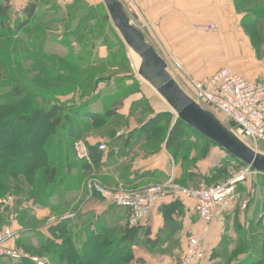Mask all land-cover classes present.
<instances>
[{
	"label": "rangeland",
	"instance_id": "rangeland-1",
	"mask_svg": "<svg viewBox=\"0 0 264 264\" xmlns=\"http://www.w3.org/2000/svg\"><path fill=\"white\" fill-rule=\"evenodd\" d=\"M27 1L26 6L19 9V12L17 11L18 15L6 5L11 30L17 28L19 20L26 19L23 11L30 6L32 0ZM75 1L72 8L64 9L61 8L62 4L61 7L59 6L58 0H37L38 10L36 18L32 20L29 27L31 31L27 32L23 29L19 33L10 32L8 34L6 30L0 40V132L8 124L13 125L15 120L26 117V120L20 122L23 138L27 129L32 130V134L36 136L34 142L36 161L31 171L29 169L26 173L22 171L23 173L18 174L7 166L0 168V231L11 229L18 231L19 234L16 239L8 242L6 247L10 248L12 254L21 255L23 259L20 261L22 262L32 258L45 264H90L89 260L83 261L85 258L64 261V258H60L58 254L43 251L41 247L48 244L47 237L53 236L62 241L59 235L54 236L52 226L65 221H69L67 224L73 226L79 215H85L87 210L110 205L103 197L105 194H128L149 185H164L170 177L173 178L172 184L176 187L201 190L226 185L244 175V179L238 183L244 189L241 187L243 190L241 191L240 188V192L237 189V197L234 198L229 208L243 212L242 214L247 218L250 209L247 203L251 202V193L260 194L257 178L261 175L253 176L247 173L245 165L233 162L231 159L221 163L220 157L216 155L217 151L212 154V147L209 148L205 141L188 130L183 132L185 149L178 153L167 150L166 144H161L158 148L152 145L151 138H146L145 131L150 127V120L146 119L148 115L155 112V108L163 112H171L169 119L165 122L170 130L177 123V115L160 97L155 96L152 100L146 99V86L155 89L138 74V66L142 63L141 57L132 51L120 36L104 1L100 0L96 5ZM93 1L96 3L99 0ZM119 1L129 21L146 40V29H148L146 0ZM235 1L238 15L244 18L242 21L244 32L242 33H244V38L247 37L245 41L238 31V19L235 20V10L231 0L214 2L216 22L213 24L218 25L215 32L202 31L201 28L206 24L194 27L199 30L200 37L219 44V53L216 52L212 56L217 62L215 64L233 58L238 66L246 65L254 62V52L259 58L264 52V0ZM89 14L90 17H87ZM223 20L230 24H223ZM224 30L228 37L231 36V56L229 58L221 54L222 37L219 38L218 35H223ZM153 35L154 39L151 41L160 50L162 48L166 51L164 41L159 39L158 34ZM170 52L174 53L171 47L170 51L165 54H171ZM162 58L168 65L169 73L178 83H182L184 91H188V95L195 100L191 87L189 86L191 91L186 87V80L189 82L187 78L189 73L183 71L175 73L172 70L176 64L172 55H165ZM176 60L180 61L182 67L190 72V69L185 66L186 62L177 57ZM182 79L184 80L181 81ZM199 79L204 80L205 78ZM138 95L143 98L135 100ZM198 104L213 113L229 130H234V123L225 118L223 114L203 102ZM52 106L61 108L65 125L60 129L61 133L54 134V136L50 133L49 123L34 125L31 119H28V116H32L35 112ZM103 108L115 112L116 116L111 119L104 117ZM80 110H86V112L82 114ZM95 112L101 113L102 116L96 117ZM92 113L94 116H90ZM67 115H70L71 119L66 126L65 117ZM0 138L7 142L9 136L3 131ZM21 141L24 140L16 137L10 149L18 147ZM243 141L255 151L264 154V144H259L256 149L251 141ZM67 142L71 143L69 144L71 148L73 147L74 152H72L71 159L74 162L84 158L87 160L88 146H93L92 144L95 143L103 152L104 158L109 157L110 159L111 164L107 167L109 172H101L102 167L94 166L93 173L88 176L76 169L72 176L64 179V183L56 186L53 192L51 188H47L44 192L38 191L37 188L41 186H37L36 182L41 176V170L50 161L54 165L62 163L59 157L61 159L63 152L67 149ZM160 153H165L167 156L169 177L161 180L147 179L141 183L129 179L134 167L148 160L157 159ZM13 156L16 157L13 154L6 155L4 162L7 163ZM73 179H76V183ZM68 184L73 187L66 191ZM31 192L38 193L36 200L30 196ZM46 196H50L49 201L46 200ZM159 203L153 207L151 212L157 208L161 209ZM109 208L106 221L110 220L111 215H115L119 225L115 229L117 231L127 229L129 211L113 206ZM34 210L39 215H34ZM88 219L92 220L93 217ZM179 229L181 230V227ZM73 230V240L81 244L80 241L83 240L81 231L74 228ZM249 231L251 232L252 229L250 228ZM237 233L239 238L236 236L235 239L242 241L241 238L244 236L240 237L239 230ZM191 237L200 236L195 233L189 235L186 233L183 247L182 243L177 240L172 242L171 247L177 252L178 264H184ZM245 237L251 238V236ZM231 245L232 241H227L222 251L224 252V249ZM179 247H181L180 251ZM203 247H205L204 242ZM136 250L143 256L146 255V245H137L133 253ZM238 252L239 249L236 250L235 255H238ZM154 257L156 260L159 258L157 254H154ZM262 257L264 259V254L259 258ZM1 260L8 263L19 262L13 257H3Z\"/></svg>",
	"mask_w": 264,
	"mask_h": 264
},
{
	"label": "crops",
	"instance_id": "crops-1",
	"mask_svg": "<svg viewBox=\"0 0 264 264\" xmlns=\"http://www.w3.org/2000/svg\"><path fill=\"white\" fill-rule=\"evenodd\" d=\"M79 1H84L88 5H96L100 2V0L96 3L93 0ZM215 1L216 0H146V26H148V29H146V42L154 47L161 57L172 55L175 59L174 62L176 64L179 63L178 65L180 66L179 67L175 64V68V66L171 65L173 66L172 70L175 73L180 71L189 73L187 78L192 77L200 80L199 78L212 76L220 69L229 68L234 73L242 75L247 79L263 81L264 52L260 58L258 57V54L254 52V62L247 63L246 65L242 64L238 66L232 57L230 60L215 64L217 62H215L212 56L215 55L216 52L219 53V44H216L209 39H205V37H200L199 30L194 28L200 24L208 25L216 22L213 9ZM231 1L235 10V13L233 12L236 15L235 20L238 19V31L241 33V38L243 39L244 33L242 32H244V30L242 28V21L244 18L238 15L237 6L235 4L236 1ZM0 3H3L5 6L8 5L14 10V14L17 13L18 15V10L25 7L28 1L0 0ZM58 3L59 6L61 4L63 5V7L60 6L61 8L67 9L72 8L76 1L58 0ZM49 6H47V8ZM226 23L230 24V22L223 20V24ZM234 24L236 25L235 21ZM225 31L226 30H224L223 35H218V37H222L221 54L229 58L231 56V36L228 37V34L225 33ZM154 33L159 35V39L162 42L164 41L166 51H163L164 49L162 48L160 50L157 45L151 41L154 39ZM246 38L247 37L245 36L244 41ZM170 47L174 50V55L171 52V54H165L170 51ZM175 56L186 62L185 66L190 69V72H188L185 67H182L181 62L176 60ZM199 75L201 77H199ZM183 80L184 79L181 81ZM178 84H180L184 90L182 83ZM186 87L190 90L187 80ZM151 89L146 86L147 100L155 99V96L163 99L156 90ZM186 93L188 94V91ZM135 98V100H139L143 98V96L138 95ZM154 111L155 112L148 115L146 118L148 121L163 112L156 108ZM92 145L94 146L95 143ZM215 151H217L216 155L220 157L221 163L228 161L227 159H231V157L221 148H212V154H214ZM156 158L157 159L148 160L146 163L134 167L133 171L130 173L131 177L129 179L141 183L147 179L154 180L153 178H158L161 180L169 177L170 173L168 172L167 156H165V153L158 154ZM113 162L114 160L112 163ZM103 164L101 172H109L107 168L111 164L109 157L103 158ZM257 179L259 180L260 194L253 195L254 192L251 193V202L247 203V207L250 205L247 218L246 216L244 217V214H242L243 212H237L230 207L224 213L223 217L210 225L207 230H205V225L202 223L198 215L196 203L193 200L187 198L183 199V201L179 203V208L171 210L170 212L166 211L165 208L175 204L174 200L171 197L162 200L159 203L161 209L157 208L150 212L148 217L149 226L146 228V235H143L141 243L139 244L140 246L146 245V255L143 256L141 252L136 250L134 253V263L178 264L176 259L177 252L171 247L172 242L177 240L182 243L183 247L185 245V234L187 233L189 235L195 233L198 234L205 243L207 259L203 264H264L263 257L259 258L264 254V175H261V177ZM238 187L237 189L240 192L242 186L238 185ZM242 188L244 189V187ZM242 188L241 191L243 190ZM92 212L99 217L109 215V211L105 209V205L92 210L89 209L85 214ZM33 214L39 215L36 210H34ZM167 217L170 219V222H168ZM180 227L182 232L179 229ZM250 228L252 231L248 232ZM238 230L241 232L240 237L244 236L241 238L242 241L235 239L236 236H238ZM245 236H251V238L247 239ZM229 240L232 241V245L225 248L223 252L222 248ZM237 249H239V252L238 255H235ZM180 250L181 247H179V251ZM171 251L173 252L169 253ZM154 254L159 256L158 260H156Z\"/></svg>",
	"mask_w": 264,
	"mask_h": 264
},
{
	"label": "trees",
	"instance_id": "trees-1",
	"mask_svg": "<svg viewBox=\"0 0 264 264\" xmlns=\"http://www.w3.org/2000/svg\"><path fill=\"white\" fill-rule=\"evenodd\" d=\"M37 10L38 2L37 0H32L30 6L25 8L23 11L25 15L24 17H26V19L22 21L19 20L17 28L15 30H11V28L9 27L10 16L8 7H5L3 3H0V40L5 35L4 31L6 30L8 31V34L10 32H13V34L19 33L23 29L28 32L32 20L36 18ZM87 17H90V14L87 15ZM30 31L31 30H29V32ZM80 111L82 114L86 112V110ZM103 112L105 113L104 117L107 116L109 119L116 116L115 112H112L111 110L108 111L106 108H103ZM95 113L97 114L96 117L102 116L99 112ZM169 113L171 112H163L150 120L149 130H145L146 138H151V141L153 142H151V144L154 146L156 145L157 148L160 147L161 144H166L167 150H172L173 152L178 153L179 151L185 149L186 146V143L183 141L184 130H188L195 136L199 137V135H197L191 128H189L186 124L178 119L175 127L170 130V127L165 124V122L170 117ZM90 116H94L93 113L90 114ZM65 118L67 119V126L68 123H70V115H67ZM28 119H31L34 125L49 123L50 133L52 134V136H54V134L59 135V133H61L60 129L65 126L63 123L64 119L62 116V110L59 106H52L46 109L44 108L41 111L35 112L32 116H28ZM24 120H26V117L15 120L13 125L8 124L7 127L0 132V134L2 135V132L4 131V134L7 133V135L9 136L7 142L2 140L3 137L0 138V168L3 166H7L10 168V170L12 169L18 174L23 173L24 171L26 173L29 169L31 171V168L36 161V156L34 155V142L36 140V136L32 134V130L27 129L23 138V130H20L22 124H20V122ZM11 126L12 128H10ZM145 131L143 133H145ZM144 135L145 134H143V136ZM16 137H21L24 141H21L18 147L10 149L11 145L14 143L12 141L15 140ZM199 138L205 141L209 148L217 147L206 138ZM69 144L71 143H66L67 149L63 152L62 158L60 159L59 157V160L62 163H60L59 165H54L53 162L50 161L41 170V176L36 182L37 186H41V188H37L38 191L40 190L44 192L47 188H51V191L53 192L56 189L55 187L64 183V179H69L72 176L73 171H75L76 169H78L81 173L84 172L89 176L93 173L92 171L94 166L103 167L104 156L103 152L99 150L98 146H88V159L86 160L84 158L80 159L81 161L75 160L76 162H74L71 159V155H73L72 152H74L72 150L73 147L71 148ZM12 154L16 157L13 156L7 163H5L4 159L6 155L10 156ZM231 160L233 162L243 164L234 160L233 158H231ZM77 162L79 163L78 165ZM243 165L247 166L246 164ZM73 182L76 183V179H73ZM72 187L73 186L68 184L66 186V191L71 190ZM36 194L38 193L31 192L30 196L32 198H35L36 200L38 198ZM49 198L50 196H46V200L49 201ZM173 200L175 204L166 207V211L170 212L171 210L179 208V203L183 201V199L180 198H173ZM111 206L118 208L113 204H110L105 205V209L108 210ZM88 216L93 217V219H88ZM110 217V220L106 221L108 219L107 216L99 217L95 214L89 213L85 215H79V218L75 222L76 224H74L73 226H69L67 224L69 221L57 223L52 226L51 230L54 236L59 235L62 238V241H60L59 239H55V237L53 236H50L47 237L48 244L43 245L41 248L45 252L54 253L56 255L58 254L60 258H64V261L85 258L83 261L89 260L90 264H135V255L133 253V249L141 243V238L143 237V235H146V228L149 226V221L143 222L135 227H131L129 225L127 229L117 231L115 228L119 226L117 224L118 218H115V215H111ZM167 219L168 222H170V219L168 217ZM73 228L75 230L78 229V231H81V236H83V240L80 241L81 244H77L73 240ZM78 239H80V237ZM2 258L3 257H0V264H35L31 260L8 263L3 262V260H1Z\"/></svg>",
	"mask_w": 264,
	"mask_h": 264
},
{
	"label": "built area",
	"instance_id": "built-area-1",
	"mask_svg": "<svg viewBox=\"0 0 264 264\" xmlns=\"http://www.w3.org/2000/svg\"><path fill=\"white\" fill-rule=\"evenodd\" d=\"M218 25L209 24L201 28L206 33H213ZM196 102H203L217 110L234 123V134L241 140L251 141L255 148L264 144V80H250L234 73L229 68H223L204 80L189 77ZM246 172L253 176L260 175L252 167L246 166ZM164 185H149L131 193L105 194L110 204L128 210V223L135 227L148 221L153 207L168 197H182L196 203L198 215L208 229L215 221L221 219L229 209L234 198L237 197L239 181L244 175L230 181L223 186H213L201 190L185 189L172 184L173 178ZM18 231L3 229L0 231V257H10L22 260V256L12 254L6 244L18 237ZM207 259V252L200 237H191L184 264H203ZM38 264H45L32 259Z\"/></svg>",
	"mask_w": 264,
	"mask_h": 264
},
{
	"label": "water",
	"instance_id": "water-1",
	"mask_svg": "<svg viewBox=\"0 0 264 264\" xmlns=\"http://www.w3.org/2000/svg\"><path fill=\"white\" fill-rule=\"evenodd\" d=\"M103 1L122 39L141 57L142 63L138 74L164 99L178 120L197 135L224 150L234 160L264 175V154L251 148L182 89L169 73L164 59L129 21L119 0Z\"/></svg>",
	"mask_w": 264,
	"mask_h": 264
},
{
	"label": "bare ground",
	"instance_id": "bare-ground-1",
	"mask_svg": "<svg viewBox=\"0 0 264 264\" xmlns=\"http://www.w3.org/2000/svg\"><path fill=\"white\" fill-rule=\"evenodd\" d=\"M134 52H135V51H134ZM139 67H140V66H139ZM139 67H138V68H139Z\"/></svg>",
	"mask_w": 264,
	"mask_h": 264
}]
</instances>
